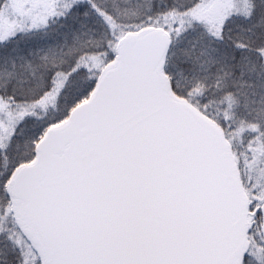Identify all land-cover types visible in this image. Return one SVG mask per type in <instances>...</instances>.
I'll return each mask as SVG.
<instances>
[{
	"label": "snow or ice",
	"instance_id": "1",
	"mask_svg": "<svg viewBox=\"0 0 264 264\" xmlns=\"http://www.w3.org/2000/svg\"><path fill=\"white\" fill-rule=\"evenodd\" d=\"M0 264H264V0H0Z\"/></svg>",
	"mask_w": 264,
	"mask_h": 264
}]
</instances>
